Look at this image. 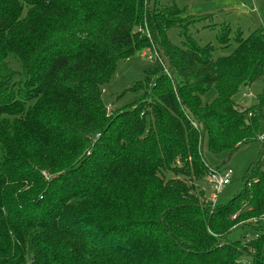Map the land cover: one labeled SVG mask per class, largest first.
I'll return each mask as SVG.
<instances>
[{
    "label": "trees",
    "instance_id": "trees-1",
    "mask_svg": "<svg viewBox=\"0 0 264 264\" xmlns=\"http://www.w3.org/2000/svg\"><path fill=\"white\" fill-rule=\"evenodd\" d=\"M207 17L175 0H0V264H264L263 146L219 205L201 154L206 136L219 153L264 130V28L214 57L190 33ZM151 43L167 73L157 62L109 113L116 62Z\"/></svg>",
    "mask_w": 264,
    "mask_h": 264
},
{
    "label": "rangeland",
    "instance_id": "rangeland-1",
    "mask_svg": "<svg viewBox=\"0 0 264 264\" xmlns=\"http://www.w3.org/2000/svg\"><path fill=\"white\" fill-rule=\"evenodd\" d=\"M166 1L169 0H162ZM175 2L178 6L184 7L188 15H208L207 18L191 25L190 33L200 44H211L214 47V57L228 55L233 51L236 45L234 37L238 30L245 37L260 26L264 28V0H175ZM225 24L230 26L229 39L226 44H222L216 35L224 31ZM177 32L178 28L172 27L167 34L171 42L181 45ZM144 51V48H140L131 56L116 62L111 79L102 87V100L105 106L111 107L110 111L128 104L136 96L128 89L135 82H142L146 71L157 65V61L142 57ZM154 80L155 76L152 77V81ZM262 83L259 78L250 86H241L234 99L244 107L251 106L255 103V96L262 89ZM214 94L215 90L212 88L203 98L210 101ZM206 137L203 139L201 150L206 164L213 169L218 167L220 170L232 171L230 182L217 192L215 203L219 205L231 199L240 190L248 170L259 157L261 147L264 148V140L260 141L257 138L241 144L233 151L215 153L209 150ZM203 187L205 197L210 198L211 194L215 193L210 183L204 181ZM255 235L256 231L253 229L238 228L231 234L230 239H251ZM244 260L250 263L249 258Z\"/></svg>",
    "mask_w": 264,
    "mask_h": 264
},
{
    "label": "built area",
    "instance_id": "built-area-1",
    "mask_svg": "<svg viewBox=\"0 0 264 264\" xmlns=\"http://www.w3.org/2000/svg\"><path fill=\"white\" fill-rule=\"evenodd\" d=\"M141 33H144L146 36H150V32L146 27L145 23L143 27H139L138 30ZM144 52L142 53V57L146 60L157 61L163 66L164 71L167 73V68L164 65L162 57L160 56L159 52L157 51L155 45L151 43L150 45L144 48ZM111 107L106 106L107 111L110 110ZM258 139L260 141L264 140V130L258 135ZM232 171L230 169L220 170V169H213L209 168V175H208V183L211 184L215 193L211 194V199L215 201L217 192L221 191L224 185L230 182ZM261 223L264 225V216L260 218Z\"/></svg>",
    "mask_w": 264,
    "mask_h": 264
}]
</instances>
